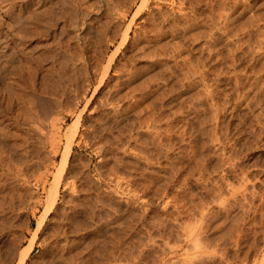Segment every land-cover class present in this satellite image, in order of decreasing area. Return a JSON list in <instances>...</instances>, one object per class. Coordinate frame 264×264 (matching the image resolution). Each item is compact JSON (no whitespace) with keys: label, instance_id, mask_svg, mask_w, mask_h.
<instances>
[{"label":"rangeland","instance_id":"obj_1","mask_svg":"<svg viewBox=\"0 0 264 264\" xmlns=\"http://www.w3.org/2000/svg\"><path fill=\"white\" fill-rule=\"evenodd\" d=\"M2 1L0 264L35 228L21 264H264V0ZM170 6L189 21L168 27Z\"/></svg>","mask_w":264,"mask_h":264},{"label":"bare ground","instance_id":"obj_2","mask_svg":"<svg viewBox=\"0 0 264 264\" xmlns=\"http://www.w3.org/2000/svg\"><path fill=\"white\" fill-rule=\"evenodd\" d=\"M61 2L60 3H62L63 5H66V2H65V0H60ZM178 1V0H177ZM182 1V0H181ZM3 1L2 0H0V10L2 11V12H5V8H4V6H5V4H4V6H2L1 5V3H2ZM51 3V1H48V3ZM120 2V1H119ZM142 2V1H141ZM143 2H144V0H143ZM173 2V1H172ZM7 3V2H6ZM38 3V2H37ZM49 3V4H50ZM169 3V2H168ZM30 4V3H29ZM49 4H47L48 6H49ZM53 2L51 3V5L53 6ZM56 4V3H55ZM57 4H58V2H57ZM108 4V3H107ZM110 4V3H109ZM129 4V3H128ZM127 4V5H128ZM141 4V3H140ZM241 4V3H240ZM12 5V4H11ZM46 5V6H47ZM62 5V6H63ZM139 5V4H138ZM137 5V6H138ZM144 5V4H143ZM47 6V7H48ZM58 6V5H57ZM72 6V5H71ZM106 6V5H105ZM113 6V5H112ZM126 6V5H125ZM155 6H158V5H155ZM160 6V5H159ZM163 6V5H162ZM178 6H180V5H178ZM246 6V5H245ZM28 7V6H27ZM51 7V6H50ZM59 7V6H58ZM115 7V6H114ZM142 7V6H141ZM171 7V6H170ZM53 8H54V6H53ZM56 8V7H55ZM65 8V7H64ZM64 8H60L61 10H60V12L59 13H56L58 16H59V14L63 17V18H65V9ZM139 8H140V6H138V10H139ZM153 8V7H152ZM156 8V7H155ZM11 9V8H10ZM17 8H15V10H16ZM49 9V11L48 12H50V9L52 10V8H47V10ZM64 9V10H63ZM72 9V8H71ZM107 9V8H106ZM164 9V8H163ZM176 10H177V8H175ZM174 8H170V9H168L169 11H167L166 12V14L164 13V14H162L163 16L165 15V17H163V19H162V21L163 22H166L167 23V26L169 25H172V26H176V25H181L182 23H187L188 21H189V19L187 18L188 17V15H187V13H185V12H183L182 10V12L180 11V10H178V11H176ZM179 9V8H178ZM7 10V9H6ZM18 10V13L17 12H15L16 13V16H17V18L19 19L20 18V20H22L24 23V25H25V22H27V20L29 19V16L31 17V15H32V19H36V21L37 20H39L40 21V23H41V18H42V16H44V14H43V12H42V14H41V11L39 12L38 10L39 9H34V10H32V11H25L24 10V12L22 11V10H20V9H17ZM40 10H42V11H45V10H43V9H40ZM58 10V9H57ZM73 10V9H72ZM72 10H71V12H72ZM75 10V9H74ZM136 10H137V8H136ZM153 10H155V9H153ZM159 10V9H158ZM221 10H223V9H221ZM240 10V9H239ZM23 13H22V12ZM110 11H111V9H110ZM116 11H118V10H116ZM160 11V10H159ZM164 11V10H163ZM213 11V10H212ZM216 11V10H215ZM242 11V10H241ZM47 12V13H48ZM53 12V11H52ZM57 12V11H56ZM80 12H81V10H80ZM152 13H151V17H153L154 18V16L156 15V13H155V11L153 12V11H151ZM211 12V11H210ZM46 13V14H47ZM84 13V12H83ZM87 13V12H86ZM135 13V12H134ZM219 13V12H218ZM226 13V12H225ZM31 14V15H30ZM45 14V15H46ZM67 14V13H66ZM81 14V13H80ZM210 14H212V13H210ZM220 14V13H219ZM224 14V13H223ZM68 15H70V14H68ZM72 15H73V13H72ZM82 15V14H81ZM83 15H86L85 13L83 14ZM124 15V14H123ZM148 15V16H149ZM160 15V14H159ZM158 15V16H159ZM93 16V15H92ZM117 16V15H116ZM157 16V15H156ZM190 16V15H189ZM210 16V15H209ZM49 17V16H48ZM57 17V16H56ZM60 17V16H59ZM73 17V16H72ZM91 17V16H90ZM115 17V16H114ZM150 17V18H151ZM162 17V16H161ZM212 17V16H211ZM68 18V17H67ZM80 18H82V17H80ZM215 18V17H214ZM234 18V17H233ZM31 19V20H32ZM34 19V20H35ZM60 19V18H59ZM79 19V18H78ZM116 19V18H115ZM192 19V18H191ZM30 20V21H31ZM56 20V19H55ZM82 20H83V18H82ZM156 20H159V19H156ZM236 20V19H235ZM17 21V20H16ZM19 21V20H18ZM38 21V22H39ZM44 21V20H43ZM42 21V22H43ZM50 21V20H49ZM57 21V20H56ZM68 21H69V19H68ZM73 21H76V20H74L73 19ZM73 21H71L72 22V24H71V26L72 27H74V28H79V27H82V26H80V24L79 23H77V22H73ZM159 21H161V20H159ZM219 21V20H218ZM257 21V20H256ZM37 22V23H38ZM54 22V21H53ZM80 22V21H79ZM83 22H84V20H83ZM97 22V21H96ZM20 23V22H19ZM22 23V22H21ZM45 24H46V22H44ZM43 23V24H44ZM159 23H162V22H159ZM165 23V24H166ZM222 23V22H221ZM30 24V23H29ZM28 24V25H29ZM42 24V23H41ZM50 24V23H49ZM54 24V23H53ZM70 24V23H69ZM85 24V23H84ZM83 24V25H84ZM106 24V23H105ZM107 24H109V22L107 23ZM118 24V23H117ZM162 24H164V23H162ZM46 25H48V24H46ZM45 25V26H46ZM87 25V24H86ZM186 25V24H185ZM187 25H189V24H187ZM191 25V24H190ZM216 25V24H215ZM49 26V25H48ZM59 26V25H58ZM68 26V25H67ZM113 26H114V24H113ZM116 26V25H115ZM156 26V25H155ZM168 26V27H169ZM230 26V25H229ZM251 26V25H250ZM85 27H87V26H85ZM94 27H95V25H94ZM144 27V26H143ZM148 27V26H147ZM184 27V26H183ZM186 27V26H185ZM188 27V26H187ZM223 27H225V26H223ZM98 28V27H97ZM100 28H102V27H100ZM153 28V27H152ZM157 28V27H156ZM155 28V29H156ZM166 28V27H165ZM176 28V27H175ZM12 29V28H11ZM19 29V28H18ZM26 29H27V27H26ZM85 29V28H84ZM87 29V28H86ZM89 29V28H88ZM99 29V28H98ZM112 29V28H111ZM172 29V28H171ZM236 29V28H235ZM260 29V28H259ZM30 30V29H29ZM72 30V29H71ZM95 30V29H94ZM93 30V31H94ZM144 30V29H143ZM148 30H150V29H148ZM153 30V29H152ZM158 30V29H157ZM178 30V29H177ZM199 30V29H198ZM222 30V29H221ZM227 30V29H226ZM230 30V29H229ZM234 30V29H233ZM64 31V30H63ZM102 31H104V30H102ZM101 31V32H102ZM151 31V30H150ZM172 31H174L173 29H172ZM172 31H170V33H172ZM180 31V30H179ZM200 31V30H199ZM198 31V32H199ZM232 31V30H231ZM123 32V31H122ZM134 32V31H133ZM147 32V31H146ZM154 32V31H153ZM180 32H182V31H180ZM226 32V31H225ZM28 32H26L25 34H27ZM41 33V32H40ZM71 33V32H70ZM99 33V32H98ZM104 33V32H103ZM102 33V34H103ZM150 33V32H149ZM174 33V32H173ZM219 33V32H218ZM218 33H216V34H218ZM261 33V32H260ZM96 34V33H95ZM107 34V33H106ZM142 34V33H141ZM158 34V33H157ZM165 34V33H164ZM175 34V33H174ZM211 34V33H210ZM240 34V33H239ZM30 35V34H29ZM137 35H138V33H137ZM177 35V34H176ZM183 35V34H182ZM185 35V34H184ZM183 35V36H184ZM228 35V34H227ZM256 35V34H255ZM27 36V35H26ZM25 36V37H26ZM32 36V35H31ZM100 36V35H99ZM112 36V35H111ZM159 36V35H158ZM188 36H189V34H188ZM197 36H198V34H197ZM246 36V35H245ZM71 37H72V35H71ZM76 37H78V36H76ZM106 37V36H105ZM108 37H110V36H108ZM133 37V36H132ZM149 37V36H148ZM179 37H180V35H179ZM210 37V36H209ZM261 37V36H260ZM31 38V37H30ZM89 38V37H88ZM187 38V37H186ZM192 38V37H191ZM237 38V37H236ZM28 39V38H27ZM75 39V38H74ZM77 39H79V38H77ZM90 39V38H89ZM113 39V38H112ZM123 39V38H122ZM125 39V38H124ZM136 39V38H135ZM148 39V38H147ZM160 39V38H159ZM178 39H180V38H178ZM177 39V40H178ZM222 39V38H221ZM234 39V38H233ZM246 39V38H245ZM51 40V39H50ZM81 40V39H80ZM121 40V39H120ZM140 40V39H139ZM151 40V39H150ZM257 40H258V37H257ZM84 41V40H83ZM98 41V40H97ZM109 41V40H108ZM129 41V40H128ZM136 41V40H135ZM186 41V40H185ZM192 41V40H191ZM218 41V40H217ZM246 41V40H245ZM121 42H122V40H121ZM134 42V41H133ZM158 42V41H157ZM179 42V41H178ZM181 42V41H180ZM193 42H194V40H193ZM207 42V41H206ZM232 42V41H231ZM242 42V41H241ZM118 43V42H117ZM127 43V42H126ZM144 43V42H143ZM159 43V42H158ZM163 43V42H162ZM170 43V42H169ZM192 43V42H191ZM204 43V42H203ZM210 43V42H209ZM226 43V42H225ZM240 43V42H239ZM102 44V43H101ZM122 44V43H121ZM147 44H149V43H146V46H147ZM154 44V43H153ZM172 44V43H171ZM184 44V43H183ZM187 44V43H186ZM221 44V43H220ZM4 45V44H3ZM119 45V44H118ZM139 45H141V44H139ZM143 45V44H142ZM181 45V44H180ZM257 45V44H256ZM255 45V46H256ZM48 46V45H47ZM138 46V45H137ZM144 46V45H143ZM162 46H163V44H162ZM166 46V45H165ZM176 46H178L177 44H176ZM247 46V45H246ZM249 46V45H248ZM89 47V46H88ZM135 47V46H134ZM145 47V46H144ZM164 47V46H163ZM172 47H173V45H172ZM258 47V46H257ZM262 47H264V46H262ZM39 48V47H38ZM54 48V47H53ZM173 48H175V47H173ZM224 48V47H223ZM244 48V47H243ZM3 49V48H2ZM115 49H116V47H115ZM138 49V48H137ZM140 49V48H139ZM154 49V48H153ZM178 49V48H177ZM207 49V48H206ZM205 49V50H206ZM248 49V48H247ZM257 49V48H256ZM33 50V49H32ZM141 50V49H140ZM150 50V49H149ZM168 50V49H167ZM178 50H180V49H178ZM255 50V49H254ZM60 51V50H59ZM47 52V51H46ZM136 52V51H135ZM150 52V51H149ZM167 52V51H166ZM43 53V52H42ZM113 53V52H112ZM131 53H133V52H131ZM10 54V53H9ZM41 54V53H40ZM134 54V53H133ZM145 54H146V52H145ZM148 54V53H147ZM157 54V53H156ZM162 54V53H161ZM169 54V53H168ZM12 55V54H11ZM45 55V54H44ZM62 55V54H61ZM112 55V54H111ZM123 55V54H122ZM129 55H130V53H129ZM255 55V54H254ZM10 56V55H9ZM41 56H43V54H41ZM180 56V55H179ZM216 56H217V53H216ZM219 56V55H218ZM233 56V55H232ZM231 56V57H232ZM47 57V56H46ZM50 57H51V55H50ZM49 57V58H50ZM112 57V56H111ZM149 57V56H148ZM152 57V56H151ZM175 57V56H174ZM196 57V56H195ZM220 57V56H219ZM14 58V57H13ZM58 58V57H57ZM216 58V57H215ZM218 58V57H217ZM230 58V57H229ZM8 59V58H7ZM48 59V58H47ZM194 59H196V58H194ZM255 59V58H254ZM14 60V59H13ZM158 60V59H157ZM156 60V61H157ZM236 60V59H235ZM46 61V60H45ZM153 61V60H152ZM165 61V60H164ZM188 61V60H187ZM190 61V60H189ZM199 61V60H198ZM40 62V61H39ZM171 62V61H170ZM207 62V61H206ZM21 63V62H20ZM124 63V62H123ZM190 63V62H189ZM232 63V62H231ZM28 65V64H27ZM149 65V64H148ZM167 65V64H166ZM194 65V64H193ZM61 66V65H60ZM68 66V65H67ZM163 66V65H162ZM37 67V66H36ZM66 67V66H65ZM191 67H192V65H191ZM194 67V66H193ZM206 67V66H205ZM232 67V66H231ZM13 68V67H12ZM48 68V67H47ZM61 68V67H60ZM70 68H71V66H70ZM26 69V68H25ZM188 69V68H187ZM195 69V68H194ZM69 70V69H68ZM67 70V71H68ZM106 70V69H105ZM117 70V69H116ZM3 71V70H2ZM197 71H198V69H197ZM201 71V70H200ZM9 72V71H8ZM117 72V71H116ZM21 73V72H20ZM23 73V72H22ZM143 73V72H142ZM189 73V72H188ZM195 73V72H194ZM18 74V73H17ZM27 74V73H26ZM36 74V73H35ZM50 74V73H49ZM61 74V73H60ZM66 74V73H65ZM117 74V73H116ZM28 75V74H27ZM18 76V75H17ZM33 76V75H32ZM47 76V75H46ZM74 76V75H73ZM141 76V75H140ZM210 76V75H209ZM1 77V76H0ZM19 77V76H18ZM57 77V76H56ZM190 77V76H189ZM238 77V76H237ZM2 78V77H1ZM80 78V77H79ZM107 78V77H106ZM115 78V77H114ZM118 77H117V75H116V79H117ZM126 78V77H125ZM166 78V77H165ZM66 79V78H65ZM75 79V78H74ZM124 79V78H123ZM129 79V78H128ZM148 79H149V77H148ZM211 79V78H210ZM38 80V79H37ZM86 80V79H85ZM143 80V79H142ZM162 80V79H161ZM170 80V79H169ZM44 81V80H43ZM60 81V80H59ZM117 81V80H116ZM55 82H56V80H55ZM62 82V81H61ZM121 82V81H120ZM140 82V81H139ZM146 82V81H145ZM193 82V81H192ZM235 82V81H234ZM1 83V82H0ZM3 83V82H2ZM33 83V82H32ZM43 83V82H42ZM160 83V82H159ZM199 83V82H198ZM197 83V84H198ZM237 83V82H236ZM255 84V83H254ZM253 84V85H254ZM38 85V84H37ZM120 85V84H119ZM23 86V85H22ZM30 86V85H29ZM65 86V85H64ZM145 86V85H144ZM43 87V86H42ZM56 87H58V86H56ZM60 87V86H59ZM63 87V86H62ZM82 87V86H81ZM108 87V86H107ZM119 87V86H118ZM117 87V88H118ZM8 88V87H7ZM28 88V87H27ZM44 88V87H43ZM51 88H53V86L51 87ZM51 88H48V89H51ZM116 88V89H117ZM130 88H131V86H130ZM134 88V87H133ZM138 88V87H137ZM140 88V87H139ZM20 89V88H19ZM36 89V88H35ZM115 89V88H114ZM127 89V88H126ZM5 90V89H4ZM17 90V89H16ZM40 90V89H39ZM63 90V89H62ZM107 90H109V89H107ZM106 90V91H107ZM113 90V89H112ZM128 90V89H127ZM163 90V89H162ZM161 90V91H162ZM6 91H8V89L6 90ZM111 91V90H110ZM60 92V91H59ZM127 92V91H126ZM135 92V91H134ZM55 93V92H54ZM80 93V92H79ZM123 93H125V92H123ZM244 93V92H243ZM108 94H109V92H108ZM107 94V95H108ZM126 94V93H125ZM132 94V93H131ZM30 95H32V94H30ZM113 95H114V93H113ZM112 94H111V97H110V99H114L115 97L113 96ZM117 95H118V93H117ZM120 95V94H119ZM127 95V94H126ZM142 95V94H141ZM13 96V95H12ZM18 96V95H17ZM121 96V95H120ZM122 96H123V94H122ZM122 96H121V98H122ZM134 96V95H133ZM256 96V95H255ZM14 97H16V96H14ZM19 97V96H18ZM102 97V96H101ZM107 97H109V96H107ZM125 97V96H124ZM100 98V97H99ZM103 98V97H102ZM120 98V97H119ZM120 98V99H121ZM126 98H128V95H127V97ZM48 99V98H47ZM106 99V98H105ZM109 99V98H108ZM125 99V98H124ZM253 99H254V97H253ZM256 99V98H255ZM19 100H20V98H19ZM32 100V99H31ZM111 100V101H112ZM36 101V100H35ZM54 101V100H53ZM77 101V100H76ZM107 101V100H106ZM120 101V100H119ZM128 101V100H127ZM137 101V100H136ZM98 102V101H97ZM96 102V103H97ZM102 102V101H101ZM103 102H104V100H103ZM116 102H118L117 101V99H116ZM115 102V103H116ZM30 103V102H29ZM112 103V102H111ZM114 103V102H113ZM112 103V104H113ZM119 103V102H118ZM122 103V102H121ZM99 104V103H98ZM105 104V103H104ZM56 105V104H55ZM66 105V104H65ZM94 105V104H93ZM100 105H102V103L100 104ZM114 105V104H113ZM48 106V105H47ZM51 106V105H50ZM95 106V105H94ZM93 106V107H94ZM99 106V105H98ZM107 106V105H106ZM134 106V105H133ZM31 107V106H30ZM49 107V106H48ZM58 107V106H57ZM61 107H63V106H61ZM104 107V106H103ZM124 107V106H123ZM71 108V107H70ZM74 108V107H73ZM120 109H121V107H119ZM119 108L117 109V104H116V106L114 105V106H112L111 108H109V109H111V115H112V117H114V118H116V117H118V116H120L121 115V113L123 112V110H122V112H119L120 110H119ZM132 108V107H131ZM37 109V108H36ZM106 109V108H105ZM136 109V108H135ZM134 109V110H135ZM139 110V109H138ZM142 110V109H141ZM50 111V110H49ZM72 111V110H71ZM125 111V110H124ZM140 111V110H139ZM40 112V111H39ZM109 112V113H110ZM129 112V111H128ZM130 113V112H129ZM132 113V112H131ZM124 113H122V115H123ZM51 115V114H50ZM97 115V114H96ZM135 115V114H134ZM136 115H137V113H136ZM141 115V114H140ZM54 116V115H53ZM144 116V115H143ZM150 116V115H149ZM139 117V116H138ZM137 117V118H138ZM101 118V117H100ZM122 118V117H121ZM124 118V117H123ZM123 118H122V120H123ZM147 118V117H146ZM56 119V118H55ZM105 119H108V118H105ZM125 119H127V118H125ZM35 120V119H34ZM58 120V119H57ZM112 120H114L113 118H112ZM111 120V121H112ZM121 120V119H120ZM143 120V119H142ZM29 121V120H28ZM108 121V120H107ZM110 121V122H111ZM119 120L117 119V122H118ZM132 121V120H131ZM139 121V120H138ZM144 121V120H143ZM142 121V122H143ZM41 122H43V121H41ZM40 122V123H41ZM74 122V121H73ZM114 122H115V120H114ZM127 122V121H126ZM130 122V121H129ZM140 122V121H139ZM75 123V124H74ZM74 123H71V130L69 131L70 132V135H69V133L68 134H66V135H68L69 136V138H70V136H71V138H72V136L74 135V129H75V127H76V125H77V120H75V122ZM72 124H74V125H72ZM147 124H148V122H147ZM32 125V124H31ZM107 125V124H106ZM122 125V124H121ZM120 125V126H121ZM124 125H126V124H124ZM129 125V124H128ZM139 125V124H138ZM137 125V126H138ZM52 126V125H51ZM70 126V125H69ZM69 126H68V128H69ZM105 126V125H104ZM112 126V125H111ZM117 126V125H116ZM115 126V127H116ZM130 126V125H129ZM144 126V125H143ZM7 127V126H6ZM108 127V126H107ZM125 127V126H124ZM1 128V127H0ZM112 128V127H111ZM147 128V127H146ZM5 129V128H4ZM114 129V128H113ZM124 129V128H123ZM31 130H34V129H31ZM46 130V129H45ZM13 131V130H12ZM108 131V130H107ZM127 131V130H126ZM31 132V131H30ZM56 132V131H55ZM44 133V132H43ZM50 133V132H49ZM1 134V133H0ZM10 134V133H9ZM17 134V133H16ZM58 134V133H57ZM129 134V133H128ZM17 136V135H16ZM75 136V135H74ZM80 136V135H79ZM5 138V137H4ZM68 138V137H67ZM66 138V145L62 148L63 149V151H62V154H61V157L63 158V160L65 161V159H66V157L68 156V153H69V151H70V149H71V147H70V142L71 141H68V140H71V138L70 139H67ZM74 138V137H73ZM133 138V137H132ZM48 140V139H47ZM53 142V141H52ZM68 142V143H67ZM77 142V141H76ZM6 143V142H5ZM48 143V142H47ZM49 144V143H48ZM92 144V143H91ZM20 145V144H19ZM51 145V144H50ZM5 146V145H4ZM10 146V145H9ZM13 146V145H12ZM124 146V145H123ZM14 148L16 147V146H13ZM24 147V146H23ZM106 147V146H105ZM7 148V147H6ZM19 148V147H18ZM49 148H50V146H49ZM12 149V148H11ZM10 149V150H11ZM21 150H22V148H20ZM56 149V148H55ZM58 149V148H57ZM2 150V149H1ZM7 150V149H6ZM15 150V149H14ZM12 151V150H11ZM20 151V150H19ZM15 152V151H14ZM38 152V151H37ZM42 152V151H41ZM8 153V152H7ZM18 153V152H17ZM17 153H16V155H17ZM24 153V152H23ZM51 153V152H50ZM26 154V153H25ZM38 154V153H37ZM20 155V154H19ZM10 156V155H9ZM18 156V155H17ZM121 156V155H120ZM28 157V156H27ZM26 157V158H27ZM17 158V157H16ZM15 158V159H16ZM40 158V157H39ZM61 158V159H62ZM18 159V158H17ZM20 159V158H19ZM25 159V158H24ZM43 159V158H42ZM60 159V160H61ZM142 159V158H141ZM27 160V159H26ZM25 160V161H26ZM29 160V159H28ZM51 160V159H50ZM15 161V160H14ZM23 161V160H22ZM24 161V162H25ZM136 161V160H135ZM87 163V162H86ZM7 164V163H6ZM16 164V163H15ZM59 164V163H58ZM46 167V166H45ZM47 168V167H46ZM57 168V167H56ZM38 170H39V168H37ZM43 169V168H42ZM45 169V168H44ZM43 169V170H44ZM13 172V171H12ZM43 172V171H42ZM48 172V171H47ZM50 172V171H49ZM22 173V172H21ZM54 174V173H53ZM3 175V174H2ZM19 175V174H18ZM40 175H41V173H40ZM34 176V175H33ZM72 176H73V174H72ZM70 178V177H69ZM56 179V178H55ZM55 179H53V180H55ZM71 179V178H70ZM30 180V179H29ZM46 180V179H45ZM44 180V181H45ZM66 180H68V179H65V185H64V181H63V185L64 186H68L66 183H67V181ZM32 181V180H31ZM71 181V180H70ZM53 182V185H51V187H50V190H49V194L47 193V198H46V210L45 211H48V210H50V209H52V208H54V206H55V204H56V202H57V199H58V196H59V190H60V185H59V180H55V181H52ZM52 182H51V184H52ZM41 183H43V182H41ZM69 183V182H68ZM117 183V182H116ZM12 185V184H11ZM34 185V184H33ZM43 185V184H42ZM120 185V184H119ZM69 187V186H68ZM68 187H66V188H68ZM72 187V186H71ZM66 191H67V189H66ZM73 194V193H72ZM31 195V194H30ZM73 196V195H72ZM14 197V196H13ZM9 198V197H8ZM14 199V198H13ZM32 199V198H31ZM23 200V199H22ZM4 201V200H3ZM36 201H37V199H36ZM65 202H68V201H64L63 200V203H65ZM121 202V201H120ZM11 203V202H10ZM126 203V202H125ZM8 204V203H7ZM19 204V203H18ZM17 204V205H18ZM61 204V203H60ZM68 204H69V202H68ZM70 204H72V206L73 207H67L68 209H67V211H64V212H66V214H65V219H64V222H66L68 225L71 223V222H74V221H72V218H74L73 216L75 215L74 213H73V211L75 212L76 210V208H74V206L76 205L75 203H70ZM73 204H75V205H73ZM79 204V203H78ZM5 205V204H4ZM62 205V204H61ZM65 206H66V204H64ZM85 205V204H84ZM21 206V205H20ZM69 206V205H68ZM13 207V206H12ZM88 207V206H87ZM11 208V207H10ZM44 208V207H43ZM42 208V210H44ZM55 208H57V207H55ZM61 208V207H60ZM65 209H66V207H65ZM61 210V209H60ZM58 212V211H57ZM10 213V212H9ZM46 213V212H45ZM89 214V213H88ZM115 214V213H114ZM117 214V213H116ZM17 215V214H16ZM76 216V215H75ZM109 219V218H108ZM117 219V218H116ZM12 220V219H11ZM14 220V219H13ZM74 220V219H73ZM107 220V219H106ZM10 221V220H9ZM63 221V220H62ZM91 221V220H90ZM61 222V221H60ZM41 223V222H40ZM39 223V221H38V224L37 225H39L40 224ZM62 223V222H61ZM82 223V222H81ZM4 224V223H3ZM8 224V223H7ZM84 225V224H83ZM7 226V225H6ZM25 226V225H24ZM40 226V225H39ZM73 226V225H72ZM26 227V226H25ZM38 227V226H37ZM69 227V226H68ZM55 228V227H54ZM73 228H74V226H73ZM97 228V227H96ZM39 229V228H38ZM2 229H0V231H1ZM36 230H37V228H35V229H31V236L27 239V241H26V243L19 249V250H16V249H14V257H17L18 259L16 260V262H18V263H16V264H21L22 262H24L27 258H29V256H30V254L32 253V251H33V249H34V247L35 246H42L43 245V243L42 242H44V241H40V240H38V238H36L35 237V234H36ZM73 231H76V230H74L73 229ZM8 233V232H7ZM69 233V234H68ZM14 235V234H13ZM69 235H71V233L69 232V231H67V233H66V231H65V233L62 235L63 237V240L65 241L64 242V246H65V249H67V252H69L68 250L70 249V248H73V247H71L73 244H74V240H72V238H70L72 241H73V244H71L70 242H72L70 239H69ZM58 236V235H57ZM19 238V237H18ZM70 240L69 242L67 241L68 239ZM90 238V237H89ZM5 239V238H4ZM90 240V239H89ZM59 241H60V239H59ZM11 242V241H10ZM13 242V241H12ZM55 244V243H54ZM62 244H63V241H62ZM75 245V244H74ZM18 246V245H17ZM50 246V245H49ZM64 246H61V247H63L64 248ZM46 247V246H45ZM44 247V248H45ZM51 248V247H50ZM49 248V249H50ZM12 249V248H11ZM43 249V248H42ZM62 250H64V249H62ZM78 252V251H77ZM13 253V252H12ZM67 256V255H66ZM65 257V256H64ZM4 258V257H3ZM71 259V258H70Z\"/></svg>","mask_w":264,"mask_h":264}]
</instances>
